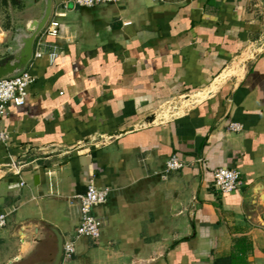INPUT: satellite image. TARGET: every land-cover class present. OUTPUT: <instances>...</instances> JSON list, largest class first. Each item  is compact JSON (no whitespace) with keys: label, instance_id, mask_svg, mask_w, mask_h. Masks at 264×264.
Here are the masks:
<instances>
[{"label":"crops","instance_id":"obj_1","mask_svg":"<svg viewBox=\"0 0 264 264\" xmlns=\"http://www.w3.org/2000/svg\"><path fill=\"white\" fill-rule=\"evenodd\" d=\"M53 13L59 35L2 121L0 264L44 251L49 232L24 223L73 235L91 183L108 190L92 208L106 223L61 264H231L243 237L264 264V206L246 202L264 179V0H53ZM173 154L185 166L164 179ZM219 167L239 191L215 189Z\"/></svg>","mask_w":264,"mask_h":264},{"label":"built area","instance_id":"obj_2","mask_svg":"<svg viewBox=\"0 0 264 264\" xmlns=\"http://www.w3.org/2000/svg\"><path fill=\"white\" fill-rule=\"evenodd\" d=\"M79 6H94L105 2H119L122 0H71ZM56 13H53L48 24L43 29L36 40L34 58L43 55L39 50L43 36L57 37L59 35L60 24L56 20ZM51 59H55L57 54L50 53ZM35 80L34 75L27 70L16 77L0 79V143L6 144L9 140L8 132L3 128V117L7 113L8 104L17 106L25 103L28 89ZM229 129L240 131L242 126L239 123H231ZM185 162L176 154H173L166 163L162 177L165 179L167 174L184 168ZM215 189L221 193H233L239 191L242 185L240 172L228 167H219L213 171ZM108 190L96 187L94 184L88 186L87 191L79 196L80 222L73 235L63 240V257L70 258L75 252V243L78 238H98L100 231L106 223L105 216H97L92 213V208L106 203ZM8 220V213L0 211V229L5 227Z\"/></svg>","mask_w":264,"mask_h":264},{"label":"water","instance_id":"obj_3","mask_svg":"<svg viewBox=\"0 0 264 264\" xmlns=\"http://www.w3.org/2000/svg\"><path fill=\"white\" fill-rule=\"evenodd\" d=\"M25 6L27 9L28 6L34 8L35 15L18 24L16 30L5 41L6 46L3 49L7 58L0 63V79L16 77L29 69L34 58L36 40L52 16L53 0H27ZM259 199L262 202H259ZM246 202L254 208L253 210L259 203L264 206V179L256 181L247 189ZM30 226H34L36 233L40 228L49 232V235L44 239L47 243H43L44 251L37 256L24 259L17 257L6 264H61L63 236L60 231L43 222L31 221L20 226L22 234L24 229ZM35 240L37 241V239Z\"/></svg>","mask_w":264,"mask_h":264},{"label":"rangeland","instance_id":"obj_4","mask_svg":"<svg viewBox=\"0 0 264 264\" xmlns=\"http://www.w3.org/2000/svg\"><path fill=\"white\" fill-rule=\"evenodd\" d=\"M26 1L27 0H18L22 7L19 11H13L11 8H9L8 11L2 12L0 8V59L4 56L6 57L3 49L4 46H6L5 41H7L12 33L16 30V26L35 15L34 8L29 6L28 9L26 8ZM7 25L9 26L8 30L5 29Z\"/></svg>","mask_w":264,"mask_h":264},{"label":"trees","instance_id":"obj_5","mask_svg":"<svg viewBox=\"0 0 264 264\" xmlns=\"http://www.w3.org/2000/svg\"><path fill=\"white\" fill-rule=\"evenodd\" d=\"M251 243L246 238H239L234 243V251L231 254V264H249L247 254Z\"/></svg>","mask_w":264,"mask_h":264},{"label":"flooded vegetation","instance_id":"obj_6","mask_svg":"<svg viewBox=\"0 0 264 264\" xmlns=\"http://www.w3.org/2000/svg\"><path fill=\"white\" fill-rule=\"evenodd\" d=\"M0 8L2 12H6L9 10V8H11L13 11H19L22 7L18 0H0ZM6 15L8 16L7 13ZM5 29L8 30L9 26L7 25ZM6 58L7 57L4 56L3 60L0 59V63L6 60Z\"/></svg>","mask_w":264,"mask_h":264}]
</instances>
